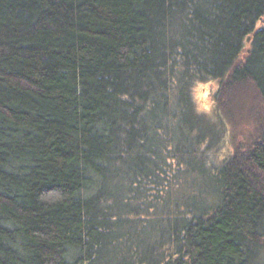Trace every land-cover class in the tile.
Listing matches in <instances>:
<instances>
[{"label": "trees", "instance_id": "trees-1", "mask_svg": "<svg viewBox=\"0 0 264 264\" xmlns=\"http://www.w3.org/2000/svg\"><path fill=\"white\" fill-rule=\"evenodd\" d=\"M0 264H264V0H0Z\"/></svg>", "mask_w": 264, "mask_h": 264}, {"label": "rangeland", "instance_id": "rangeland-1", "mask_svg": "<svg viewBox=\"0 0 264 264\" xmlns=\"http://www.w3.org/2000/svg\"><path fill=\"white\" fill-rule=\"evenodd\" d=\"M218 86L219 84L215 80H204L194 83L191 88V98L196 113L209 120L215 131L219 132V139L213 147L211 157L215 163L232 154L235 145L246 143L251 134L249 125L238 124L234 128H229L223 124L218 116L215 104ZM205 128L212 133L211 126Z\"/></svg>", "mask_w": 264, "mask_h": 264}]
</instances>
